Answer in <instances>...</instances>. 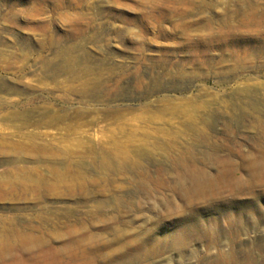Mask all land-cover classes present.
Segmentation results:
<instances>
[{
	"label": "rangeland",
	"instance_id": "obj_1",
	"mask_svg": "<svg viewBox=\"0 0 264 264\" xmlns=\"http://www.w3.org/2000/svg\"><path fill=\"white\" fill-rule=\"evenodd\" d=\"M92 83L101 95L82 92ZM94 107L124 116H108L105 129L85 137L80 120L40 126L51 115ZM151 111L179 133L185 117L202 122L211 146L195 154L215 158L198 166L199 175L165 166L159 180L158 163L141 158L111 182L82 187L48 175L60 174L62 148L76 150L78 139L125 144L127 132L142 144ZM91 114L87 120L99 113ZM12 144L35 156L9 163L0 155L4 264H83L86 247L118 250L116 237L150 229L165 240L239 227L242 241H256L264 236V160L255 174L250 160L264 158V0H0V151ZM195 183L217 196L202 199ZM250 188L256 195L242 192ZM188 240L190 249H205ZM165 257L158 264L197 262L190 251Z\"/></svg>",
	"mask_w": 264,
	"mask_h": 264
},
{
	"label": "bare ground",
	"instance_id": "obj_2",
	"mask_svg": "<svg viewBox=\"0 0 264 264\" xmlns=\"http://www.w3.org/2000/svg\"><path fill=\"white\" fill-rule=\"evenodd\" d=\"M61 70H63V68ZM45 72L46 71H44L42 74L45 75L46 74ZM42 77L44 76L42 75ZM89 83H91L90 80ZM84 89L86 91H82V92H91L93 96H96L95 93L99 91V86L94 83L86 84L84 86ZM99 95H101V93ZM51 109L52 108H50V110ZM76 110L77 111H75L72 114L73 116L68 115L67 114L68 112L60 115L59 111L57 112L59 115L56 114L50 116L49 115L50 112H46L45 116L49 115L53 122L43 123V121L40 120L42 122L40 126L53 127V125H57V123L54 124V121L58 123H62L65 122L67 119L80 120L81 121V123H79L80 128L87 127L88 129L83 131L79 130L78 135H80V137H85L84 135L90 132L89 130H92L91 128L93 127H98L101 129V131L103 128L105 129V127L100 126V124L106 121L108 119V116L115 115L119 118H123L124 116L123 111L117 107H115L113 110H110V108L97 109L95 107L93 110L85 109V108L79 110L76 109ZM42 111L43 110H41V112ZM33 112H37V111H33ZM92 112L99 114L87 120V117H89ZM159 117L160 114L152 113L148 116V120H145L148 121L146 122L147 127L143 125L144 129H142V131L144 130L146 131H144V133L142 132L143 134L140 140L143 143L139 145H136L134 141L133 142L130 141L131 139L129 137V133L127 132L125 133V136H123V139L125 140L124 141L125 144L122 143V141H118L114 139L113 136H111L105 142L101 140H96L95 142L89 141L86 145L83 144L81 140L76 139L77 141L76 140L75 141L77 143L76 144L73 143L74 145H76L75 146L76 150H72L71 146L69 145L64 146L62 148V152H60L59 150V152L63 154V157H61V162L59 164L60 167L62 168L60 174L56 175L57 173H54V171H52L53 170L52 168L49 171L48 175H52L50 176L51 178H54L56 180L58 179L59 181H63V182L66 179H70L71 181L74 182L77 181L81 184L82 187L88 184L89 182L90 183L92 182L95 183L98 181L111 182L114 180L115 175L117 173L122 174L121 172H124V174H127L130 167L132 166L138 167L139 165H137L136 158H141L148 160L150 162L158 163L159 170L160 168L163 170L164 169L163 167L166 166V167H172V169L173 168L183 169L184 171L183 174L185 176L191 177L194 173L199 175L201 171L200 169H198V166L204 165L206 159H213L215 155V154L214 155L209 154L205 151H201L198 154H195V151L198 150L199 148L201 149L203 147L211 146V143H209L210 135L207 132H205L203 128L200 126L202 122L193 119L191 117H185L180 121V124L183 126L184 131L179 133L177 131L176 132L174 131L175 130L174 124L168 122L167 120L161 123L162 121L160 122L159 120H162V118ZM188 136L190 139L186 138ZM182 137H185V139H183ZM151 144L152 146L155 145L153 151L149 150V146ZM49 145L50 144H48V146ZM47 148L45 149L47 150ZM81 148L85 149V151H83ZM18 149L16 147L14 148V150L4 149L0 151V155H3L4 160L9 163H17L24 155L35 156L34 152L32 153L29 150H28L29 152H20L21 150L19 151ZM87 152L90 153L89 155L93 161L92 162L93 164H91L90 167L87 166L85 161L86 160L85 158L87 156V154L85 153ZM156 153H158L157 156ZM262 160H264V158H260L258 160L256 159L250 160V164L252 167V169L250 170L253 174H255L256 170H260V171L262 170L261 165L258 163V161L262 162ZM91 172L93 175H91ZM231 172H233L232 169L226 170L224 173H222L219 176L220 179L227 178L229 175H231ZM164 174L163 172L159 173L158 179L166 180ZM94 176L96 177L94 178ZM144 178L147 179L148 176L145 175ZM44 180L45 178H43V181ZM196 186L199 188L198 189L199 195H201L202 199L207 198L206 197L207 192L211 194V197L217 196V195L213 196L212 194L213 192L211 193V191L209 190L211 186L209 188H206L204 186L202 187L201 184H196ZM242 192L253 196L256 195L254 190L251 188L245 191L242 190ZM211 197L209 196L208 198ZM108 224H110L109 221H98L97 225L95 226L105 227ZM243 231H244L243 228H239V227L236 228L228 227L225 230H220V229L216 230L213 228H209L207 230L198 231L197 233H194V235H192L191 237L186 236L185 238V236L183 235H176V236L173 235L165 240H162L161 238L156 236L155 229H150L143 232L141 231L142 233L127 232L126 234L124 233L123 235H120L115 238L116 244L120 246L118 250H111L109 244L102 245V243H99L94 247H90V248L86 247L82 253V260H83V264H156V263L158 264L166 260L165 256L166 254H169L170 251L178 255L179 257H184L187 254V252L190 251V253L194 256V258H196L197 262L195 264H203L204 262L205 264H264V236L260 235L259 238L256 239V241L251 239L242 241L240 239V236L243 233ZM186 239L187 240L189 239L188 241L195 240L203 243L205 249L202 252H197L194 249H190L189 246L190 244L189 242L186 241ZM249 244H251L252 246ZM214 249L215 251L213 253L212 250ZM239 255L241 256L240 258ZM3 260L5 259H3L2 256V259L0 260L1 264H4Z\"/></svg>",
	"mask_w": 264,
	"mask_h": 264
}]
</instances>
